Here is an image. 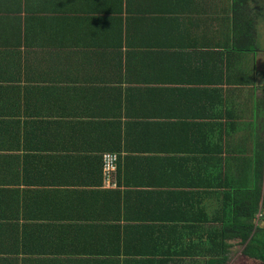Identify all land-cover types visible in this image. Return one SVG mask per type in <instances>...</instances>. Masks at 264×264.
Instances as JSON below:
<instances>
[{"label":"crops","instance_id":"1","mask_svg":"<svg viewBox=\"0 0 264 264\" xmlns=\"http://www.w3.org/2000/svg\"><path fill=\"white\" fill-rule=\"evenodd\" d=\"M234 2L0 0V264L241 252L214 234L264 123V0Z\"/></svg>","mask_w":264,"mask_h":264},{"label":"trees","instance_id":"2","mask_svg":"<svg viewBox=\"0 0 264 264\" xmlns=\"http://www.w3.org/2000/svg\"><path fill=\"white\" fill-rule=\"evenodd\" d=\"M236 5L241 6L245 3V0H234ZM264 103V98L260 100ZM256 131L255 136L246 142V150L241 149L239 152V160L243 161L247 173L243 174L246 187L241 189L226 190L224 192V198L231 200V218L224 220V226L220 231L215 232V237H223L224 231H229L228 239H236L239 243H245L244 254H248L250 257L258 258L264 263V228L254 225L255 215L258 211H262L259 207L260 196L264 204V123L262 126H254ZM234 159H237L234 158ZM263 216H264V212ZM227 233V232H224ZM222 238V239H223ZM220 243H221V239ZM221 247V244H220ZM227 247L221 253L211 257L210 264H223L227 258ZM224 256V257H223Z\"/></svg>","mask_w":264,"mask_h":264},{"label":"flooded vegetation","instance_id":"3","mask_svg":"<svg viewBox=\"0 0 264 264\" xmlns=\"http://www.w3.org/2000/svg\"><path fill=\"white\" fill-rule=\"evenodd\" d=\"M262 208V211H259L258 217L256 218V225H258L259 227L264 228V216L263 213L264 212V204H262L260 206ZM246 245V242H245ZM245 245L241 248V252L237 255H235L234 253L237 252L235 251L233 253V251H228L227 253V258H226V262L227 264H264L262 263V261L256 257L252 258L250 257L248 254H244V248Z\"/></svg>","mask_w":264,"mask_h":264},{"label":"built area","instance_id":"4","mask_svg":"<svg viewBox=\"0 0 264 264\" xmlns=\"http://www.w3.org/2000/svg\"><path fill=\"white\" fill-rule=\"evenodd\" d=\"M117 154L114 152H106L102 157V171L103 175L108 180L111 172L115 170L117 163Z\"/></svg>","mask_w":264,"mask_h":264},{"label":"water","instance_id":"5","mask_svg":"<svg viewBox=\"0 0 264 264\" xmlns=\"http://www.w3.org/2000/svg\"><path fill=\"white\" fill-rule=\"evenodd\" d=\"M264 222V221H263Z\"/></svg>","mask_w":264,"mask_h":264}]
</instances>
